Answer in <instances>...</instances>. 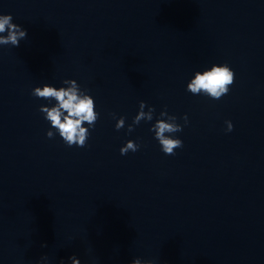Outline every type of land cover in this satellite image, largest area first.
I'll return each instance as SVG.
<instances>
[{"label":"water","instance_id":"1","mask_svg":"<svg viewBox=\"0 0 264 264\" xmlns=\"http://www.w3.org/2000/svg\"><path fill=\"white\" fill-rule=\"evenodd\" d=\"M0 11L26 29L0 46V264H264V0H0ZM211 62L234 69L229 91H186ZM64 77L100 113L84 146L48 138L47 101L29 94ZM139 100L153 120L176 114L173 154L152 121L126 132ZM128 138L140 147L122 155Z\"/></svg>","mask_w":264,"mask_h":264},{"label":"clouds","instance_id":"2","mask_svg":"<svg viewBox=\"0 0 264 264\" xmlns=\"http://www.w3.org/2000/svg\"><path fill=\"white\" fill-rule=\"evenodd\" d=\"M26 36V29L15 22L10 12L0 11V46H17ZM234 81V69L227 62H211L201 68L194 69L185 82V90L192 94H199L212 99H218L229 91ZM30 95L43 98L46 103L38 105L42 118L48 122L45 135L52 138L58 135L67 146H84L89 136V129L93 128L100 113L96 110L94 97L90 92L81 87L74 77L62 78L59 85L51 82L35 84L30 89ZM154 107L147 105L145 101H138V108L131 117V122L126 125V132H130L134 125L141 120L152 121L149 131L159 144L160 150L165 154H173L174 150L183 143L180 136L175 133L182 130V124L177 122L175 113L161 108L153 120ZM115 120L113 127L119 130L125 126L124 115L117 116L110 112ZM183 124H188L187 113L182 114ZM225 131H231V120L225 119ZM140 147L139 138H128L119 146L120 154L129 151L135 152ZM36 264H48V258L44 255L36 261ZM60 264H85L77 255H69L67 260H61ZM126 264H154L152 259H142L133 256Z\"/></svg>","mask_w":264,"mask_h":264}]
</instances>
